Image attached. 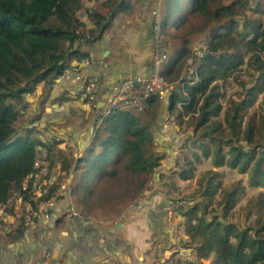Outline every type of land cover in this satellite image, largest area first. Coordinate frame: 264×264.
<instances>
[{"label": "trees", "instance_id": "16d2710c", "mask_svg": "<svg viewBox=\"0 0 264 264\" xmlns=\"http://www.w3.org/2000/svg\"><path fill=\"white\" fill-rule=\"evenodd\" d=\"M112 1L103 0L101 5L110 7ZM216 1L164 0L165 11L161 21L164 34L171 23L175 29L183 23L181 14L187 6L188 12L199 13L205 19L221 20L229 17L227 23L212 31L204 55L195 68L196 82L184 84L185 96L181 100V109L174 118L180 121L187 117L191 120V132L194 134L203 129L200 137L209 139L213 147L209 142H201L200 152L203 157H212L213 166L227 164L237 168L239 172H244L249 166V185L264 188V121L258 128L261 141L253 137L252 117L240 130L243 113L254 102L256 93L264 89V22L255 20L248 30L243 31L241 29L250 23L246 20L243 27L236 29L238 26L233 18L234 5L246 7V1L236 0L230 5L214 6ZM84 2L0 0V205L9 199L13 191H18L21 200L35 208L37 203L48 200L57 189L56 184H51L41 196L33 195L32 182L35 179H48L35 176L38 171L34 167L37 154L43 148L47 155L43 159L48 162L47 159L55 153L56 143L32 139L29 132H32L33 125L25 127L23 136H17L14 122L18 114L14 104L22 102L26 94L33 93L39 83L50 87L72 60H85L87 53L80 49L81 45L92 44L100 39L109 26L106 14L92 7L85 8ZM173 9L176 11H172ZM258 11L262 9L259 8ZM88 22H92L94 26L88 27ZM245 54L248 55L246 60ZM242 64H246L249 74L255 77L253 85L247 88V96L237 100L230 99L223 108L219 80L229 78ZM173 101L174 99L169 104L170 110L175 107ZM43 102L44 100L40 106ZM222 110V119H218ZM147 131L131 111L114 110L102 119L101 128L94 133L93 141L82 155L71 162L67 159L66 162L61 161L64 171L70 165H73L74 170H80L82 189L77 194L81 196V204H85L89 196L92 178L100 177L102 182H109L117 177L118 172L123 179L130 177L137 184V194L143 192L138 189L143 188L146 178L159 165L162 156V153L153 151V136ZM191 135L193 134L188 136L191 138ZM239 139H244L250 146L244 148L238 143ZM225 145H228L227 151L222 149ZM183 160L184 165L189 168L182 167L177 174L181 180H187L193 176L191 167L195 161H199V155L193 153L191 159L186 156ZM52 163L53 158L48 170ZM215 175L214 172L200 185V194L207 201L203 207L204 212L218 186L214 183ZM26 177L27 187L23 189L21 183ZM242 188L238 182L222 187V196L217 203L221 212L209 219L199 211L198 205H193L184 212L187 216L185 233L189 239L186 242L195 244L197 258H211V264H264V200L258 203L250 198L246 207L248 216L253 214L254 218L242 229L226 219ZM197 195L193 192L192 198ZM176 209L182 212L181 208Z\"/></svg>", "mask_w": 264, "mask_h": 264}, {"label": "crops", "instance_id": "0c3cea01", "mask_svg": "<svg viewBox=\"0 0 264 264\" xmlns=\"http://www.w3.org/2000/svg\"><path fill=\"white\" fill-rule=\"evenodd\" d=\"M188 9L187 6L185 10ZM96 10L108 16L109 26L100 39L81 45L80 49L87 53V65L83 66L84 59L72 60L66 68L79 72L84 67L87 78L97 80L96 104L92 106L78 98L81 82L56 77L50 87L39 83L33 93L26 94L24 99L29 104L21 111L35 116L38 114V103L44 100L42 118L26 127L33 125V132L43 128L46 133L41 136H47L43 142H56L54 151L59 155L63 153V156L57 160L52 156L55 163V175L52 176L54 180L56 176H64L72 188L68 198L77 197L79 203L81 196L77 192L82 189L80 170H74L70 165L64 171L61 161L68 158L71 162V157L76 160L91 144L94 133L101 128L100 115L111 96L110 89L129 76L147 71L152 50V12L158 10L163 16L165 4L164 0H113L110 7L101 5ZM93 26L92 22H88V27ZM174 30L172 23L165 29L170 42L179 39L173 34ZM179 51L182 53L183 47ZM168 59L161 66L167 82L163 100H154L148 112L136 115L139 124L146 127L152 121L147 116L155 114L151 125L154 147L160 146L166 157L171 152L169 144L177 140L173 110L166 107L176 94L174 86L178 85L182 90L178 84L181 75L177 58ZM43 160L41 156L37 157L41 164ZM159 172L162 173L163 169ZM100 183L102 180L91 186L89 200L94 199L98 191L100 193L103 185ZM66 199L55 202L57 207H63L62 215L54 220L39 217L30 227L22 224L18 205L14 201L0 208V264H154L155 261L166 264L167 255L178 251L173 229L177 213L169 212L168 208L170 202L177 198L164 189L154 192L142 208L134 204L131 214L106 222L97 220L92 214H71ZM37 204L42 205L43 202ZM74 206L78 209L76 202ZM45 247H49V256L43 253Z\"/></svg>", "mask_w": 264, "mask_h": 264}, {"label": "rangeland", "instance_id": "374dc122", "mask_svg": "<svg viewBox=\"0 0 264 264\" xmlns=\"http://www.w3.org/2000/svg\"><path fill=\"white\" fill-rule=\"evenodd\" d=\"M85 2V8H99L101 7L100 0H84ZM183 1V0H179ZM236 0H217L216 4L220 5H230ZM243 1L244 0H238ZM246 1V7L244 6H238L234 5V15L233 18L236 20V26H238L236 29L243 27L246 23V20H249L250 23L248 26L244 27L243 31L248 30V27L254 24L255 20H260L261 22H264V0H245ZM212 8V6H210ZM261 8L262 11L259 12L258 9ZM182 9H184L182 7ZM176 11V10H172ZM178 12V11H177ZM172 13V16L177 14ZM153 14V12H152ZM181 18L183 20V23L178 26L177 29H175L174 35H177V40H174L172 42L169 41L167 33L165 38L168 45V51L167 56L168 60H174L179 55V60L177 61V67L179 66L180 75L184 79L187 77H190L194 74V70L199 63L201 57L204 55V49L206 48L207 42L211 37L212 31L225 23L228 22L229 17H225L221 20L219 19H205L201 14L199 13H189L187 10H184L181 14ZM223 31V30H222ZM179 45V48H178ZM183 47V52L180 54L178 50ZM195 54V55H194ZM247 54L244 55V60L247 59ZM69 70V69H68ZM249 71L247 69L246 64H242L241 67L236 70L229 78L225 80H219V83L221 85V103L223 108L225 107V103L230 99H241L245 96H247V88L251 87L253 85V81L255 79L254 76L249 74ZM175 91H176V103L180 102L184 96L181 93L178 85H175ZM28 101L23 99L22 102H17L14 104V108L17 111L18 117L16 121L14 122V125L17 129L16 135H24L26 132L25 127L31 126L33 122L35 121L36 117L42 118V113L44 110H42L43 105L40 106L41 102L38 103V114L34 115H28L25 113H22L21 111L24 110V108L28 105ZM167 110L169 109V105H167ZM156 113V111H155ZM172 113H176V109ZM157 114V113H156ZM176 115V114H175ZM174 115V116H175ZM174 116L172 117L173 119ZM223 116V110L220 111V114L218 115V119H222ZM252 117L251 123L254 127V138L262 139V136L264 138V132L261 133L258 131L259 126L264 121V89L262 92L256 93V96L254 98V102L252 105H250L247 110L243 113L242 117V123L240 124V130L242 131L246 121ZM148 120H154L155 114H150L147 116ZM37 120V119H36ZM176 120L177 123V131H176V142L170 143V149L171 152H169V156L166 157L164 154H162L161 158L159 159V165L155 168H153V173L149 175L146 178L145 185L143 188H139V191L137 194V188L136 183H134L133 180H131L130 177H127L126 180L121 177V173L118 172L116 175V178H112L109 182H102L101 185V191L96 193L95 198L92 200L85 201V204H80L78 202L77 197H74L73 199H69L67 195H62V190H59V187L61 185L66 184V178L64 176H56V179L54 180V177L51 178V182L47 185L50 186L51 184H56L57 189L55 190L54 194L49 198V201H51L53 204L50 206L53 210V216L56 219L58 215H62L61 211H63V207L59 206L57 207L56 201L59 199H66L67 201V208L70 209L71 207H75V202L78 205L75 209V212L80 215H89L92 214L94 218L97 220H101V222H106L107 220L112 219H119L124 215H128L132 213V208H134L135 205H139L140 208L144 204H146V200L150 199L153 196V191L158 192L161 189H164L166 193H170L174 196H176V200H173L175 205H184L182 209V212L178 211V209L173 208L169 210V212H176L177 215L174 216V234L175 238H177V244L175 245V248H178L177 253H172L171 256L167 255L166 264H187L188 262H194V264H211V258L209 259H199L195 255L194 246L195 244L190 242L187 243L188 236L185 233V222L187 220V216L184 214V212L191 208L193 205H198L200 207L201 212H203L205 218L209 219L216 214L218 215L221 212L220 206L217 204L218 201L221 199L222 196V187H229L232 183L238 182L241 186H243L240 193L237 194L235 202L231 210H229V213L226 215V219L231 222L235 223L240 229L243 228L245 225H249L254 218V215L251 214V217L248 215V209L246 207V204L250 200V198H254L258 203H262L264 200V188L263 187H255L249 185V176H250V170L249 166L245 169L244 172H239L237 168H232L227 164H223L221 166H213L212 164V157H203L200 152L199 145L201 142H209V139L205 137H200L201 133L203 132V129H199L195 134L191 132L192 130V124L191 120L187 119V117H183L182 119ZM152 121H150V125L146 126L147 132L152 135ZM174 121V120H173ZM154 122V121H153ZM175 123V122H174ZM26 124V125H25ZM28 124V125H27ZM37 124V123H35ZM141 124V123H140ZM142 125V124H141ZM38 128V126H37ZM36 128V129H37ZM257 129V132H256ZM262 129H264V126H262ZM259 132V133H258ZM42 133H46L43 128H38L37 131L29 132V135L32 139L36 140L39 139L43 141V139L47 136H41ZM191 135V138L188 136ZM241 135V133H240ZM104 137V135H103ZM153 139V138H152ZM198 139V140H197ZM197 140V141H196ZM154 141V139L152 140ZM246 141L244 139H239L238 143L244 146V148H248L250 145L245 143ZM51 143H56L52 141ZM210 143V142H209ZM155 146V144H154ZM210 146L213 147V144L210 143ZM157 148V149H156ZM156 148H153V151H157L159 153H163V150L160 148V146L156 145ZM223 151H227L228 145L223 146ZM193 153H197L199 155V161H195L192 168L193 176L187 180H181L177 174V171L184 167L186 169L189 168V166L184 165L183 158L188 156L190 159L193 157ZM152 155V153H151ZM41 156L43 158L46 157V151L41 150L37 154V157ZM63 156V153L61 155L54 153L53 158L54 159H61ZM36 158V157H35ZM65 158V156H64ZM52 157H50L48 162L46 160H43L44 163H42V166H40L39 169L44 168L40 172L45 174L42 177L49 178L51 175H55L54 169H55V163H52V167L48 170V165ZM68 161V158H65ZM74 160V157H71V161ZM45 164H47L46 167ZM163 172L160 173L159 170H162ZM216 173L214 176V183L217 186L216 191L211 196L212 200L210 204H207V208L205 209V212L203 210L204 205L207 203L205 201L204 196L201 193L200 185L203 180H205L208 176H210L213 173ZM96 178V179H95ZM100 177H94L92 178V186L99 184ZM54 180V181H53ZM125 180V181H124ZM48 183V182H47ZM105 184V185H104ZM151 191V192H150ZM18 191H13L11 194L12 196L15 195ZM196 192L198 195L192 198V193ZM58 194H61L59 196ZM21 199V196H20ZM47 201V200H46ZM135 202V203H134ZM135 204V205H134ZM134 205V206H133ZM57 207V209H56ZM198 207V209H199ZM174 211V212H173ZM264 211V204L263 209ZM61 212V213H60ZM60 213V214H59ZM138 213L142 214V211L138 210ZM49 216H52L50 214ZM39 218V217H38ZM54 218H49V220H54ZM27 227V226H25ZM58 234V233H57ZM55 234V235H57ZM189 241V239H188ZM48 248L49 247H45ZM43 252L47 253L45 249H42ZM46 256H49V254H46ZM154 264H157V262H153ZM164 264V263H162Z\"/></svg>", "mask_w": 264, "mask_h": 264}, {"label": "built area", "instance_id": "2783aa9c", "mask_svg": "<svg viewBox=\"0 0 264 264\" xmlns=\"http://www.w3.org/2000/svg\"><path fill=\"white\" fill-rule=\"evenodd\" d=\"M151 55H150V64L147 72L142 74H137L131 77L126 78L121 83L116 84L111 88V97L108 100L107 108L103 112L104 115L110 114L114 110H130L135 112H143L148 107L149 101L155 97H161L162 91L166 87L165 78L161 73V65L167 59V42L161 28V17L158 13V10L153 12L152 18V28H151ZM88 61H83V66L87 65ZM63 78L71 79L73 82H83L78 95L79 99L86 101L90 104H94L96 101V91L98 89V82L93 78H87L84 67H82L79 72L67 71L63 73ZM42 164L35 160L34 167L40 168ZM46 167V165L44 166ZM44 168H41L35 173V176H44L40 171ZM30 176V175H29ZM26 177L22 181V188L26 189L27 179ZM51 175L48 179H43L38 181L35 179L32 182V193L34 196H41L46 190L47 185L51 182ZM54 181V180H53ZM48 182V183H47ZM59 190H62V195L70 196L72 188L69 182H66L65 185H61ZM61 194H58L61 196ZM21 200L18 193L11 195L7 201L0 205V208L5 207L9 202L14 201L17 204L18 215L23 221V225L30 227L33 225L34 221L38 217L44 218H54L52 202L49 199L43 202L42 205L37 207H32L29 203H19L17 200ZM55 203V202H54ZM183 208L184 205H175L173 200L170 202L168 208ZM167 208V209H168ZM57 209V208H56ZM71 214H76L75 209L71 207L69 209ZM61 213V212H60ZM52 214V216H49ZM55 219V218H54ZM47 253L43 252L45 255L49 254L48 248H44Z\"/></svg>", "mask_w": 264, "mask_h": 264}, {"label": "clouds", "instance_id": "9594fccd", "mask_svg": "<svg viewBox=\"0 0 264 264\" xmlns=\"http://www.w3.org/2000/svg\"><path fill=\"white\" fill-rule=\"evenodd\" d=\"M260 12V11H259ZM158 13H159V11H158ZM159 15H160V17H161V21H162V16H161V14L159 13ZM151 26H152V24H151ZM161 28H162V26H161ZM162 31H163V29H162ZM151 34V33H150ZM163 34H164V32H163ZM164 36H166L165 34H164ZM167 42V41H166ZM167 51H168V45H167ZM195 55V54H194ZM168 57V56H167ZM167 60V59H166ZM165 60V61H166ZM164 61V62H165ZM163 62V63H164ZM162 63V64H163ZM162 66V65H161ZM149 68V67H148ZM65 70H67V71H71V70H68V69H64V71ZM148 70V69H147ZM64 71L57 77V78H61V79H65V80H71V79H66V78H63V73H64ZM147 72V71H146ZM161 73H162V69H161ZM142 74V73H141ZM137 75V74H136ZM162 75L164 76V74L162 73ZM87 76L88 75H86V77H85V79H87ZM134 76V75H133ZM129 77H131V76H129ZM88 78H93V77H88ZM128 78V77H127ZM164 78H165V76H164ZM94 79V78H93ZM126 79V78H125ZM124 79V80H125ZM196 79H197V77H196V74H195V70H194V74L192 75V76H190V77H187V78H185L184 79V75H183V77L182 76H180V78H179V81H178V84H179V86L181 87V93L183 94V96H185V92H184V89H183V86H184V84H194L195 82H196ZM96 80V79H95ZM97 81V80H96ZM84 82V81H83ZM83 82H81L82 84H83ZM122 82V81H121ZM120 82V83H121ZM165 82H166V79H165ZM99 84V83H98ZM119 84V83H118ZM115 86V85H114ZM166 88H167V82H166V87L164 88V90L162 91V95H161V97H159V96H155V97H153L150 101H149V104H148V107L145 109V111H143V112H135V111H131L132 113H134V115L136 116L137 115V113H146V112H148L149 111V109H150V107H151V103L154 101V100H159V101H162L163 100V98H164V96H165V90H166ZM80 90V89H79ZM110 91H111V89H110ZM97 92V91H96ZM177 95L176 94H174V101L173 102H175V107H174V109H176V113L178 112V111H180V109H181V105H182V102L180 101V102H178V103H176V100H175V97H176ZM111 97V96H110ZM173 99H170L169 100V102H168V105L171 103V101L173 100ZM96 100H97V98H96ZM86 102V101H85ZM86 103H88V102H86ZM88 104H90V103H88ZM96 104V101H95V103L94 104H90V105H92V106H94ZM108 104V103H107ZM107 104H106V106L104 107V109H103V111H102V113H101V115H100V118L101 119H103L105 116H107V115H109V114H107V115H104L103 114V112L106 110V108H107ZM179 106V107H178ZM174 109H172L173 111H174ZM117 111H119V110H117ZM120 111H124V110H120ZM125 111H130V110H125ZM172 111V112H173ZM113 112V111H112ZM112 112H110V113H112ZM175 113V114H176ZM174 113H172V115H175ZM156 147H154V149H155ZM157 149V148H156Z\"/></svg>", "mask_w": 264, "mask_h": 264}, {"label": "water", "instance_id": "95a60500", "mask_svg": "<svg viewBox=\"0 0 264 264\" xmlns=\"http://www.w3.org/2000/svg\"><path fill=\"white\" fill-rule=\"evenodd\" d=\"M92 130V129H91ZM120 225V224H119Z\"/></svg>", "mask_w": 264, "mask_h": 264}]
</instances>
